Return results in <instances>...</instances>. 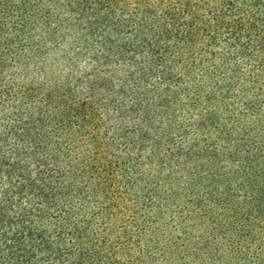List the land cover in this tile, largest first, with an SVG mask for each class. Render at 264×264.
I'll list each match as a JSON object with an SVG mask.
<instances>
[{"label":"trees","instance_id":"1","mask_svg":"<svg viewBox=\"0 0 264 264\" xmlns=\"http://www.w3.org/2000/svg\"><path fill=\"white\" fill-rule=\"evenodd\" d=\"M0 264H264V0H0Z\"/></svg>","mask_w":264,"mask_h":264},{"label":"rangeland","instance_id":"2","mask_svg":"<svg viewBox=\"0 0 264 264\" xmlns=\"http://www.w3.org/2000/svg\"><path fill=\"white\" fill-rule=\"evenodd\" d=\"M223 51H225V50H223ZM52 63V62H51ZM51 65H54V66H56V67H59L58 69H60V70H62V67L61 66H59V65H55V64H51ZM80 66H83L82 64L80 65ZM175 210V211H174ZM174 210L173 209H171V212L172 213H178V207H176V208H174ZM145 216H147V214H144ZM169 214H167V215H165L164 217H163V222H160V223H164V226L165 225H168V216ZM156 216V214L155 213H152V214H150V218L151 217H155ZM132 217L134 218V217H136V219H140L141 217H142V215L138 212V215L137 216H135L133 213L132 214H128V215H122V217H121V220L120 221H122L123 223H127L128 221H129V223L131 222V219H132ZM120 221H118L116 224H115V227L114 228H110L111 229V234H112V236L113 237H115V235H117L118 234V232H119V229H120V227H121V225H120ZM172 227V226H171ZM134 228H135V226H134ZM130 232L131 233H133L134 232V230H130ZM135 232H136V230H135ZM170 233H173V232H167V234H166V237L168 236V235H170ZM170 236H172L173 237V234H171ZM169 236V237H170ZM171 238V237H170ZM113 240H114V238H113ZM129 242H126L124 239H120V241H118V245H121V244H128Z\"/></svg>","mask_w":264,"mask_h":264}]
</instances>
